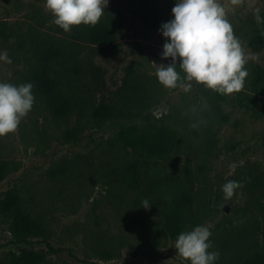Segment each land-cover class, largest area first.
<instances>
[{
  "label": "rangeland",
  "instance_id": "obj_1",
  "mask_svg": "<svg viewBox=\"0 0 264 264\" xmlns=\"http://www.w3.org/2000/svg\"><path fill=\"white\" fill-rule=\"evenodd\" d=\"M176 2L108 0L102 16L114 23L113 38L93 46L74 43L53 22L46 0H0V56L11 60L0 59V82L25 83L27 53L15 37L36 28L69 46L60 82L75 104L54 119L33 94L17 130L0 136L7 164L0 200L6 191L18 194L45 230L15 243L0 212V254L33 247L49 250L46 258L59 264H188L159 218L163 202L183 185L193 194L187 231L211 225L213 251L239 252L245 230L264 243V0H218L251 57L243 89L230 95L195 81L175 89L159 83L156 65L171 62L161 56L168 38L160 28L174 18ZM4 32L13 36L4 39ZM177 71L184 76L178 64ZM97 106L110 116L92 117ZM200 119L206 123L190 126ZM120 125L173 129L178 148L167 159L141 160L116 140ZM229 180L242 186L225 200Z\"/></svg>",
  "mask_w": 264,
  "mask_h": 264
},
{
  "label": "clouds",
  "instance_id": "obj_2",
  "mask_svg": "<svg viewBox=\"0 0 264 264\" xmlns=\"http://www.w3.org/2000/svg\"><path fill=\"white\" fill-rule=\"evenodd\" d=\"M240 0H232L238 4ZM108 0H46L45 8L54 17V23L65 32L81 24L95 26L101 19ZM174 18L162 23L160 31L168 38L163 45L162 58H171L168 64L156 65L155 75L161 85L168 89L183 87L182 80L195 81L222 95H230L243 89L248 71L247 57L241 42L226 19L225 8L218 0H177L172 8ZM259 21V9L256 10ZM8 63L11 60L0 56ZM179 60V63L177 61ZM177 64L184 73L181 77ZM32 83L14 85L0 82V136L14 133L21 120L34 104ZM188 91V88H184ZM205 101L202 109H207ZM195 115L197 108L191 109ZM206 123L203 119L191 124L197 128ZM235 163L231 168H235ZM242 185L233 180L222 185L224 199L233 197ZM148 209V200L142 202ZM211 225H198L190 231L178 234L175 241L177 253L190 264H214L219 253L209 251Z\"/></svg>",
  "mask_w": 264,
  "mask_h": 264
},
{
  "label": "trees",
  "instance_id": "obj_3",
  "mask_svg": "<svg viewBox=\"0 0 264 264\" xmlns=\"http://www.w3.org/2000/svg\"><path fill=\"white\" fill-rule=\"evenodd\" d=\"M113 27L114 23L108 17L102 16L95 26L84 24L72 26L70 37L74 43L103 46L112 41ZM11 34L4 32V39H8ZM15 38L27 53L23 81L33 84L32 93L44 102L51 117L59 119L70 114L75 104L63 90L60 82L61 68L68 59L69 46L66 41L39 32L36 28L27 30L24 35ZM110 114L107 106H97L91 110V116L94 118L105 119ZM115 138L144 161L167 159L179 145L178 134L165 126L145 130L131 125H120ZM6 170V162L0 161V180ZM192 201L191 189L183 185L176 188L163 202L159 218L171 240L176 241L179 233L187 231ZM0 212L7 221L8 231L15 243H27L31 238L44 235V227L25 208L18 194L4 192L0 200ZM243 233L245 234L244 240L240 241V251L220 253L214 264H264V243H259L252 231L245 230ZM212 241L210 236L211 244ZM48 251L33 247H22L16 252L5 251L0 254V264H59L46 258ZM209 251H213L212 247ZM230 253L238 254L234 256ZM187 263L190 264V261L187 260Z\"/></svg>",
  "mask_w": 264,
  "mask_h": 264
}]
</instances>
